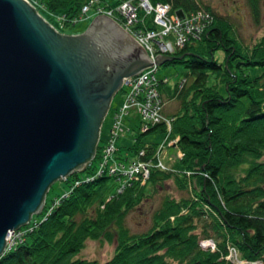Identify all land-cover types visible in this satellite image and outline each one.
Instances as JSON below:
<instances>
[{
    "label": "trees",
    "instance_id": "1",
    "mask_svg": "<svg viewBox=\"0 0 264 264\" xmlns=\"http://www.w3.org/2000/svg\"><path fill=\"white\" fill-rule=\"evenodd\" d=\"M34 1L39 12L61 16L69 26L89 0ZM101 1L112 6L122 0ZM149 1L167 4L170 13L181 11L186 18L209 15L198 21L200 35L184 32V45H174L168 54L176 58L162 64L180 63L187 69L171 94L179 100L177 111L167 116L163 107L164 116L172 118L169 138L178 137L176 147L182 152L177 168H152L144 184L135 182L116 193L113 176L96 174L98 144L94 158L81 171L84 176L73 172L62 179L69 190L50 206L44 202L41 219L22 243L0 256V264H233L227 259L228 246L243 260L264 263V30L254 42L244 44L232 24L201 0ZM248 3L259 23L260 0ZM139 17L138 27H156L153 15ZM252 68H260L259 73L252 75ZM164 85L158 91L165 106ZM123 91L117 92L121 98ZM139 123L131 143L118 146L117 157L124 161L138 158L142 149L146 154L139 159L151 160L158 143H141L140 136L166 134L162 123L144 132ZM169 180L186 194L164 195L149 227L131 232L128 214ZM203 239H212L215 250L203 249ZM88 240L114 242L112 256L102 263L72 258Z\"/></svg>",
    "mask_w": 264,
    "mask_h": 264
},
{
    "label": "water",
    "instance_id": "2",
    "mask_svg": "<svg viewBox=\"0 0 264 264\" xmlns=\"http://www.w3.org/2000/svg\"><path fill=\"white\" fill-rule=\"evenodd\" d=\"M174 58L153 62L108 16L63 34L29 0H0V256L51 184L92 161L124 80Z\"/></svg>",
    "mask_w": 264,
    "mask_h": 264
},
{
    "label": "built area",
    "instance_id": "3",
    "mask_svg": "<svg viewBox=\"0 0 264 264\" xmlns=\"http://www.w3.org/2000/svg\"><path fill=\"white\" fill-rule=\"evenodd\" d=\"M169 11V5L161 3L153 5L149 0H122L112 6L106 5L101 0H89L81 7L80 15L74 22L96 15L108 16L120 25L127 34L133 37L154 62L155 57L159 54H171L174 50V45L182 47L187 39L184 32L189 36L198 37L202 32V25L198 21L209 16L207 13H204V15L198 13L197 16L186 18L184 16L180 17L176 12L170 13ZM140 13L144 14V16L153 15L152 22L156 27L146 29L138 27ZM57 20L60 25H63V17H57ZM169 37L175 39L173 43ZM157 71L158 66L153 63L151 67L124 80L121 103L113 112L108 137L100 145V158L96 174L113 176L117 181L116 193H121L126 187L135 182L144 184L152 168L170 169L171 166L166 164L164 159L172 153L170 152L172 148H176V151H178V158L182 157V152L176 147L178 137L169 138L172 118L164 116V101L158 91V87L167 83L168 78L162 77L159 79L156 75ZM133 113L139 116V128L143 132L154 124L162 123L166 127V134L162 142L158 144L151 160L139 159V156H145L146 151L144 149L138 152V158L135 157L124 161L117 157L118 146L116 140L120 133L125 130L123 121L129 116L131 118ZM122 154L126 156L128 153ZM36 222V220H33L25 226L9 231L10 233L8 232L9 234L5 238L4 253L22 243L26 234L35 227ZM199 245L203 249L215 250V243L212 239L200 240ZM236 256L239 257L236 249L228 246L227 259L230 260V258ZM237 264L264 263L258 260L247 261L239 257Z\"/></svg>",
    "mask_w": 264,
    "mask_h": 264
},
{
    "label": "rangeland",
    "instance_id": "4",
    "mask_svg": "<svg viewBox=\"0 0 264 264\" xmlns=\"http://www.w3.org/2000/svg\"><path fill=\"white\" fill-rule=\"evenodd\" d=\"M34 6L35 1L29 0ZM110 2L113 0H109ZM204 4H208L214 12L219 14V17L228 20L234 27L238 38L244 43L249 44L254 42L262 33H263V17H264V0H260V9L261 16L259 23H256L253 19L252 12L248 0H201ZM40 14L50 23L58 32L63 34H80L85 31L88 27L91 19L84 18L74 24L69 26L60 25V22L57 20V17L49 15L44 10H40ZM59 16V15H58ZM260 68H252L251 74L256 75L259 73ZM186 68L183 64H168V65H159L158 71L156 73L157 77H168L169 82L165 83L162 86L164 90L163 97L166 101L164 106V113L167 116H172L179 107V100L176 97H172L174 87L181 79L186 76ZM188 83L191 78L187 77ZM121 94L116 93L111 101V107L109 108L106 117L104 118L101 132H100V142L99 145H102L108 137L109 129L112 124V111L113 108L117 107L121 103ZM127 119V120H126ZM123 123L125 124V130L120 133L119 137L116 140L118 146L128 145L131 143L133 137V131L136 129V126L139 123L137 116H133L130 121L126 118ZM129 129V130H127ZM131 129V130H130ZM138 129H140L138 127ZM127 130V131H126ZM135 134V133H134ZM165 134L163 132H148L140 136L141 143H161ZM170 155L165 158V162L168 165H172L171 168H177L178 166V151L176 148H172ZM125 153V152H123ZM96 164V162H94ZM80 177L84 176V172H79ZM69 184H67L62 179L54 181L48 192L45 195L44 202L46 206H50L55 199L62 196L66 191L69 190ZM170 194L175 198L184 196L186 193L179 190L174 182L171 180L167 181L162 189L159 190L157 194H154L152 197L144 200L135 210L131 211L127 218L126 224L129 227L131 232H141L146 230L151 223L152 212L159 206L164 195ZM31 219L40 220L41 214H33ZM115 243H106L96 240L86 241L85 247L72 258H82L88 260H96L99 263H102L108 260L114 251ZM239 257H232L230 261L233 264H237Z\"/></svg>",
    "mask_w": 264,
    "mask_h": 264
},
{
    "label": "bare ground",
    "instance_id": "5",
    "mask_svg": "<svg viewBox=\"0 0 264 264\" xmlns=\"http://www.w3.org/2000/svg\"><path fill=\"white\" fill-rule=\"evenodd\" d=\"M9 233H10V232H9ZM9 233H8V234H9ZM8 234H7V235H8Z\"/></svg>",
    "mask_w": 264,
    "mask_h": 264
}]
</instances>
